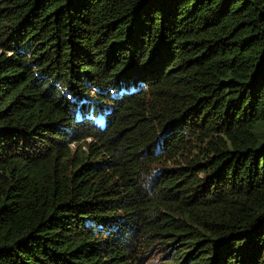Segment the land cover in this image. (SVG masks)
<instances>
[{
  "label": "trees",
  "instance_id": "1",
  "mask_svg": "<svg viewBox=\"0 0 264 264\" xmlns=\"http://www.w3.org/2000/svg\"><path fill=\"white\" fill-rule=\"evenodd\" d=\"M264 264V0H0V264Z\"/></svg>",
  "mask_w": 264,
  "mask_h": 264
},
{
  "label": "rangeland",
  "instance_id": "2",
  "mask_svg": "<svg viewBox=\"0 0 264 264\" xmlns=\"http://www.w3.org/2000/svg\"><path fill=\"white\" fill-rule=\"evenodd\" d=\"M153 264H162V262H159V261L157 262V261H156V262H155V263H153Z\"/></svg>",
  "mask_w": 264,
  "mask_h": 264
}]
</instances>
